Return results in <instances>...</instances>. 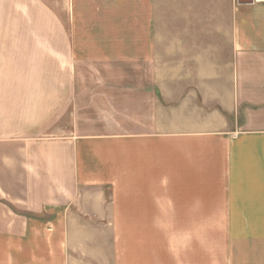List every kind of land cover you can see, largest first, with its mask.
I'll return each instance as SVG.
<instances>
[{
  "label": "crops",
  "instance_id": "obj_1",
  "mask_svg": "<svg viewBox=\"0 0 264 264\" xmlns=\"http://www.w3.org/2000/svg\"><path fill=\"white\" fill-rule=\"evenodd\" d=\"M0 21V264H264V4L0 0ZM89 77L129 131L61 123Z\"/></svg>",
  "mask_w": 264,
  "mask_h": 264
},
{
  "label": "rangeland",
  "instance_id": "obj_2",
  "mask_svg": "<svg viewBox=\"0 0 264 264\" xmlns=\"http://www.w3.org/2000/svg\"><path fill=\"white\" fill-rule=\"evenodd\" d=\"M2 7L7 8V12L9 13L8 3L6 5H3ZM1 25L3 28H5V23H2L0 21V29H2ZM58 68L60 67H55V70ZM93 71L94 70H92L91 72ZM0 77H5L4 73L0 72ZM103 81L104 80L102 79L93 80L89 77V79L85 80L82 83L84 85V88L81 93L83 94L78 95V97L74 99V113H70L69 115H67V119H63L61 122L62 124L67 125L70 121L68 117L72 115L74 117L75 124L76 120H78L79 122L78 130L84 133L88 130L101 132L107 130L116 131L125 129L129 131L128 118L124 116L127 111L123 110L121 107L120 109H114L110 104L111 101L109 100V98H113L114 100L117 98L119 99L120 97L123 98V96L125 95L117 93L118 88H115L116 86L114 87L113 85H110V83L103 86L100 85V83ZM56 84L60 85L61 83L56 82ZM116 105L119 106V104ZM115 115L117 116L116 121L118 123H122V125H112L113 119H111V116Z\"/></svg>",
  "mask_w": 264,
  "mask_h": 264
},
{
  "label": "water",
  "instance_id": "obj_3",
  "mask_svg": "<svg viewBox=\"0 0 264 264\" xmlns=\"http://www.w3.org/2000/svg\"><path fill=\"white\" fill-rule=\"evenodd\" d=\"M239 2H240L241 4H248V3H252L253 0H239Z\"/></svg>",
  "mask_w": 264,
  "mask_h": 264
},
{
  "label": "built area",
  "instance_id": "obj_4",
  "mask_svg": "<svg viewBox=\"0 0 264 264\" xmlns=\"http://www.w3.org/2000/svg\"><path fill=\"white\" fill-rule=\"evenodd\" d=\"M253 2L257 4H264V0H253Z\"/></svg>",
  "mask_w": 264,
  "mask_h": 264
}]
</instances>
